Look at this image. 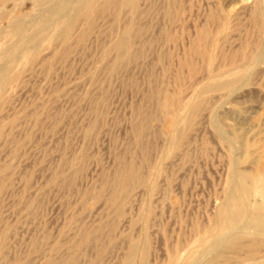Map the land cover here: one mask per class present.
Returning <instances> with one entry per match:
<instances>
[{
	"label": "rangeland",
	"instance_id": "1",
	"mask_svg": "<svg viewBox=\"0 0 264 264\" xmlns=\"http://www.w3.org/2000/svg\"><path fill=\"white\" fill-rule=\"evenodd\" d=\"M23 1L0 20V264H122L145 229L147 264H264V0H137L67 45L70 6ZM130 15L132 56L112 67ZM129 167L142 182L121 191ZM233 171L257 189L226 226Z\"/></svg>",
	"mask_w": 264,
	"mask_h": 264
},
{
	"label": "bare ground",
	"instance_id": "2",
	"mask_svg": "<svg viewBox=\"0 0 264 264\" xmlns=\"http://www.w3.org/2000/svg\"><path fill=\"white\" fill-rule=\"evenodd\" d=\"M21 2V0H0V20L3 19V18H6V11L5 8L7 5H9V3L13 2L14 4L18 3V2ZM23 1V0H22ZM36 3L38 4H44L50 0H34ZM55 1V0H54ZM24 2V1H23ZM56 3L58 1H55ZM63 3H66L67 6L69 5L70 6V11H71V15H72V20L69 22V23H59V25L57 26L56 28V31H55V34H54V39H60L61 42H62V45H67V43L69 42V38H70V35H71V32H72V29L73 27L75 26V23L80 20V19H85L87 21V24L88 26H91L94 22V20L99 16V15H102V14H106L110 11L113 12V19L115 22H118L119 21V15H122L120 12H123L124 10L123 9H127L129 8L131 13L132 14H136L138 12V1L137 0H64L62 1ZM73 2L75 3L73 7ZM54 3V2H53ZM55 3V4H56ZM13 4V5H14ZM20 4V3H19ZM34 4V3H33ZM47 4V3H46ZM58 5V4H56ZM263 5V4H262ZM15 6V5H14ZM52 8V7H51ZM61 8V5H58V6H54V13L58 12ZM258 8V7H256ZM50 10V9H49ZM123 10V11H122ZM129 11V10H128ZM129 11V12H130ZM259 12V11H258ZM21 14V13H20ZM19 15V14H18ZM22 15V14H21ZM42 16V15H41ZM14 17V16H13ZM12 17V18H13ZM131 17V15L129 16ZM11 18V19H12ZM8 19V18H7ZM9 20V19H8ZM19 21L15 22L13 21L12 24L13 25V28H16V31H17V27L19 28V23L23 20L22 17H20L19 15ZM258 20V19H257ZM133 22H134V17H131V19L128 21V23H126L124 29L121 31V33L119 34V36L117 37L114 45L109 49L107 50L106 53L108 52H111L113 51L115 53V59H114V62L112 63V67H120L122 66L126 60H128L131 56H132V50H131V47H132V44H133V39L135 38V32H134V28H133ZM259 22V21H258ZM17 23V24H16ZM21 23H25V22H21ZM27 23V22H26ZM21 25V24H20ZM29 26V25H28ZM27 26V27H28ZM12 27V26H10ZM30 27V26H29ZM28 27V28H29ZM32 27V25H31ZM12 28V29H13ZM22 28V26H21ZM20 28V29H21ZM6 30V29H5ZM25 30V29H24ZM55 30V29H54ZM22 31V30H21ZM30 31V30H29ZM18 32H20L18 30ZM17 32V33H18ZM25 31H23L22 33H24ZM53 32V31H52ZM21 34V33H20ZM25 34V33H24ZM18 35V34H17ZM16 35V36H17ZM22 35V34H21ZM29 35V34H28ZM27 35V36H28ZM53 35V34H52ZM24 36V35H23ZM209 36L208 33H207V29H201L199 30V33H198V41H207L206 40V37ZM19 37V35H18ZM21 37V36H20ZM25 38V37H24ZM15 38H13L14 40ZM23 39V37L21 38ZM37 39V38H35ZM11 40V39H10ZM9 40V41H10ZM24 40V39H23ZM12 42V41H11ZM14 42V41H13ZM12 42V43H13ZM39 42V41H38ZM42 42V41H41ZM40 42V44H42ZM136 42V41H135ZM15 43V42H14ZM264 43V42H263ZM20 44V42H19ZM38 44V43H37ZM45 44V43H44ZM43 44V45H44ZM53 44V43H52ZM11 44H9L10 46ZM39 45V44H38ZM51 45V44H50ZM19 46V45H18ZM37 45H35V48H36ZM10 48V47H8ZM8 48H5V49H8ZM66 48V47H65ZM18 49V47H17ZM21 49V48H20ZM31 49V48H30ZM36 50V49H35ZM104 50V49H103ZM11 51V50H10ZM14 51V50H13ZM19 51V50H17ZM15 51V52H17ZM39 50H37L38 52ZM201 49L198 50L196 44L194 46V49H193V52L195 54H201ZM6 52V51H5ZM4 52V53H5ZM263 52H264V48H263ZM11 52L7 53V54H10ZM20 53V52H19ZM22 53V52H21ZM40 53V52H39ZM58 53V52H57ZM204 53H206V50L204 51ZM3 54V53H2ZM12 54H15V53H11ZM50 54V53H48ZM18 55V54H17ZM13 56V55H12ZM56 56V55H55ZM106 56V55H105ZM260 56V55H259ZM11 57V56H10ZM9 57V59H11ZM45 57V56H44ZM5 58V57H4ZM102 58V57H101ZM13 59V58H12ZM12 59L10 61H12ZM6 60L4 59V61L2 60V62H5ZM9 61V60H8ZM32 61V60H31ZM7 63V64H6ZM15 63V62H14ZM4 64L8 65V62L6 61ZM8 67V66H7ZM28 67V64L27 66ZM58 68V67H57ZM6 68H4L5 70ZM110 69V68H109ZM3 70V69H2ZM1 72V71H0ZM7 72V71H6ZM1 73L0 74V86L1 85H4L6 80H7V73ZM20 74V73H19ZM166 80V79H165ZM211 83V82H210ZM214 83V82H212ZM211 83V84H212ZM216 83V82H215ZM56 84V83H55ZM209 84V83H208ZM221 84V83H219ZM226 85V84H225ZM224 85V86H225ZM207 86V85H206ZM211 86V85H210ZM214 87V86H212ZM217 87V85L215 86ZM203 88V87H202ZM202 88H200L202 90ZM213 89V88H212ZM3 90V89H2ZM6 92V90H4ZM165 91V90H164ZM198 91V90H197ZM208 91V90H207ZM206 91V92H207ZM163 92V91H162ZM204 92V91H203ZM4 93V92H3ZM2 93V94H3ZM171 94V93H170ZM201 94V92H200ZM203 95V94H201ZM0 98H2L0 96ZM5 99V98H4ZM175 99V98H174ZM1 100V99H0ZM16 100V99H15ZM201 101V100H200ZM186 103V102H185ZM192 103V102H191ZM201 103V102H199ZM189 105V104H188ZM171 106H172V99L169 97V95L167 96V94L165 95L162 103H161V109L167 113L168 115L171 113ZM180 106V105H178ZM200 106V104H199ZM173 107V106H172ZM191 107V106H189ZM194 107V106H193ZM177 109V107H174ZM180 108V107H179ZM182 109V108H180ZM192 109V108H190ZM190 109H188V111H191ZM197 108H194L192 109L193 111H195ZM187 111V112H188ZM176 112V111H175ZM186 112V111H185ZM184 112V113H185ZM185 113V114H188V113ZM198 112V111H196ZM164 113V114H165ZM177 114V113H176ZM195 114V112H194ZM192 114V116L194 115ZM190 115V114H189ZM166 116V114H165ZM176 116V115H175ZM168 117V116H167ZM181 117H183L184 119V116L182 115ZM186 117V116H185ZM169 118V117H168ZM181 118V120H183ZM192 119V118H191ZM188 120H190V118H188ZM187 120V121H188ZM179 121V120H178ZM191 121V120H190ZM171 122V121H170ZM174 120L171 122V124H173ZM169 123V122H168ZM185 123V122H184ZM221 125V123H219ZM216 123V126H217V129L218 131L223 135L222 133V128L220 127V125ZM146 125V124H145ZM145 125H142L140 126L138 129L139 130H142L144 128ZM190 125V123L188 124ZM168 126V125H167ZM1 127V126H0ZM170 127V126H169ZM174 127V126H173ZM180 127V126H179ZM2 128V127H1ZM176 128V127H175ZM174 128V129H175ZM167 129V128H166ZM165 129V130H166ZM169 129V128H168ZM171 131V130H170ZM179 131V129H178ZM139 132V131H138ZM176 132V131H175ZM180 132V131H179ZM183 132V131H182ZM143 133V132H142ZM169 133V131H168ZM140 134V133H139ZM176 134V133H175ZM174 134V135H175ZM169 135V134H168ZM139 136V135H138ZM166 137V135H165ZM174 137V136H173ZM184 137V136H183ZM169 138V136H168ZM167 138V139H168ZM179 138V137H178ZM177 139L175 138H172V141H173V144L176 142ZM180 140V139H179ZM182 141V140H181ZM180 142V141H179ZM176 149V147H175ZM173 151V149H172ZM11 152V151H10ZM171 153V152H170ZM166 155V153H165ZM234 159V158H233ZM157 170H161V168L159 169V166H157ZM123 172V171H122ZM158 172V171H157ZM159 172H162V171H159ZM166 173V172H165ZM154 174V173H153ZM159 175V173H158ZM248 175V174H247ZM154 175H152L153 177ZM249 176V175H248ZM259 177V176H258ZM264 177V175H263ZM148 178V177H147ZM151 178V177H150ZM157 178V176L155 177V179ZM231 182H232V186H229V188L231 187L230 191L228 194H226V198L224 200V204H223V207L221 208L222 211L221 213V217H223V221L224 223L229 225V226H234L236 225L240 220L242 219H245L248 217V215L250 214V208L247 204V200L248 198L251 196V195H254L256 193V189H257V184L254 183V184H249L247 183L246 181V173L245 172H239V171H233L231 173ZM257 178V177H255ZM153 179V178H152ZM262 179H257V181H260ZM150 181V179H149ZM256 181V182H257ZM135 182H142V178L139 174V170L137 169V167H134V168H128L126 169V171L121 175V179L119 180V186H120V189L121 191H127L129 189V187L131 185H133V183ZM156 182V181H155ZM160 182V181H159ZM165 183V182H164ZM156 184V183H155ZM154 185V184H153ZM230 185V184H229ZM152 186V185H150ZM155 187V186H154ZM152 188V187H151ZM150 188V189H151ZM168 189V188H167ZM146 207V206H145ZM147 208V207H146ZM151 208V207H149ZM151 212V211H150ZM149 212V213H150ZM145 214H146V210H145ZM151 214V213H150ZM223 215V216H222ZM150 215H148L149 217ZM143 219H144V216H143ZM220 219V217H219ZM81 220V219H80ZM222 221V222H223ZM260 221V220H259ZM144 222V221H143ZM261 223L264 222V219H262L260 221ZM146 224V223H145ZM219 224V222H218ZM223 223H221L222 225ZM264 224V223H263ZM147 225V224H146ZM260 225V224H259ZM224 226V224H223ZM147 227V226H146ZM149 227V226H148ZM143 228V227H142ZM144 229V228H143ZM142 229V231H143ZM149 229V228H148ZM141 231V233H142ZM49 235V234H48ZM54 235V234H53ZM142 236V237H141ZM87 239L91 240V236H87L86 237ZM140 238L139 239L140 241L139 242H135V243H132L130 244V246L128 247V251H127V254L123 260V263L122 264H147V249H148V245H149V240H150V237L148 236V232H147V229H145L143 231V233L140 235ZM86 241V240H85ZM127 243V242H126ZM216 244V243H215ZM150 246V245H149ZM228 247L230 248H234V249H237L239 247V243L237 242H230L228 244ZM139 250H141V254H138L139 253ZM140 255V256H138ZM74 260V259H73ZM66 261V260H65ZM171 262V261H170ZM51 264H58V263H54L52 262ZM59 264H66L64 262H61ZM171 264V263H170Z\"/></svg>",
	"mask_w": 264,
	"mask_h": 264
}]
</instances>
